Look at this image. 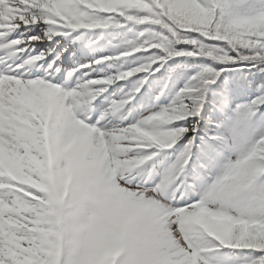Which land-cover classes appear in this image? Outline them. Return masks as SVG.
<instances>
[{"label": "snow or ice", "instance_id": "6c2138e0", "mask_svg": "<svg viewBox=\"0 0 264 264\" xmlns=\"http://www.w3.org/2000/svg\"><path fill=\"white\" fill-rule=\"evenodd\" d=\"M0 264H264V0H0Z\"/></svg>", "mask_w": 264, "mask_h": 264}]
</instances>
